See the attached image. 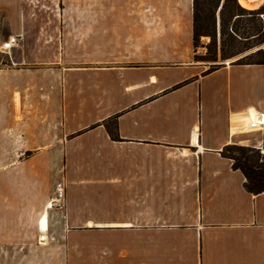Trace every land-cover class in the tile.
Here are the masks:
<instances>
[{
	"label": "crops",
	"instance_id": "crops-1",
	"mask_svg": "<svg viewBox=\"0 0 264 264\" xmlns=\"http://www.w3.org/2000/svg\"><path fill=\"white\" fill-rule=\"evenodd\" d=\"M193 56V0H0V264H264V65Z\"/></svg>",
	"mask_w": 264,
	"mask_h": 264
},
{
	"label": "trees",
	"instance_id": "trees-1",
	"mask_svg": "<svg viewBox=\"0 0 264 264\" xmlns=\"http://www.w3.org/2000/svg\"><path fill=\"white\" fill-rule=\"evenodd\" d=\"M202 37L211 39L210 61L242 56L235 64L264 65V6L248 10L238 0H193L194 48ZM219 67L204 72L209 74ZM113 139H118L117 121L107 126ZM222 156L232 161L234 170L244 175L245 189L253 195L264 193V154L261 149L229 145Z\"/></svg>",
	"mask_w": 264,
	"mask_h": 264
},
{
	"label": "rangeland",
	"instance_id": "rangeland-1",
	"mask_svg": "<svg viewBox=\"0 0 264 264\" xmlns=\"http://www.w3.org/2000/svg\"><path fill=\"white\" fill-rule=\"evenodd\" d=\"M242 6V5H241ZM264 6V0H261V3H259L256 7L254 8H246L248 10H257ZM211 39L208 37H202L196 47L194 48V62H196L198 65L202 67L203 72H206L210 70L211 68L217 66L220 67L224 64H230V63H235L237 62L242 56H236L232 57L229 59H223L221 58V55H218V59L216 61H210V53H209V47L208 45L210 44Z\"/></svg>",
	"mask_w": 264,
	"mask_h": 264
},
{
	"label": "built area",
	"instance_id": "built-area-1",
	"mask_svg": "<svg viewBox=\"0 0 264 264\" xmlns=\"http://www.w3.org/2000/svg\"><path fill=\"white\" fill-rule=\"evenodd\" d=\"M20 38L17 36H11L6 42L3 43L2 48L9 50L18 45ZM249 130L262 129L264 126V111H249ZM261 152L264 154V147H261ZM66 198L65 187L63 184H58L56 197L51 202V207H60Z\"/></svg>",
	"mask_w": 264,
	"mask_h": 264
},
{
	"label": "bare ground",
	"instance_id": "bare-ground-1",
	"mask_svg": "<svg viewBox=\"0 0 264 264\" xmlns=\"http://www.w3.org/2000/svg\"><path fill=\"white\" fill-rule=\"evenodd\" d=\"M239 3L246 8H254L259 3H261V0H238Z\"/></svg>",
	"mask_w": 264,
	"mask_h": 264
}]
</instances>
